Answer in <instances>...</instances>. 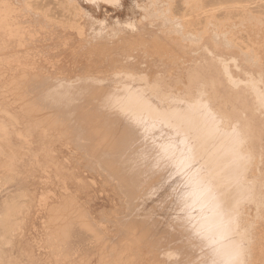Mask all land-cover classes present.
Here are the masks:
<instances>
[{
	"label": "rangeland",
	"instance_id": "rangeland-1",
	"mask_svg": "<svg viewBox=\"0 0 264 264\" xmlns=\"http://www.w3.org/2000/svg\"><path fill=\"white\" fill-rule=\"evenodd\" d=\"M151 1L74 0L79 32L67 24L63 0H48L47 12L16 0V40L0 30V264H218L213 256L220 248L219 264H264V0H173L174 18L191 24L203 38L197 41L177 35L179 26L166 14L177 40L165 30L156 39L158 30L149 25L136 30L140 5ZM160 15L158 24H168ZM87 77L95 78L97 96L86 104L98 115L114 112L99 104L110 90L122 89L113 83L161 91L160 105L135 114L154 118L128 121L152 126L155 138L148 136L156 144L144 161L181 158L184 166L192 164L190 174L181 175L188 183L172 187L176 173L165 177L160 168L146 184L148 199L136 193L126 204L98 168L101 158H94L105 157L106 145L77 138L41 94L30 95L34 84L47 92ZM200 84L228 117L215 121V129L239 124L240 144L232 154L243 157L241 185L232 179L234 165L230 173L218 166L224 141L200 131L195 124L201 121L187 117L185 105L174 111L182 117L166 118L169 94L192 103ZM201 174L210 180L206 190L196 181ZM240 186L248 187L243 195ZM75 205L93 225L77 216L68 238L62 216ZM204 205L211 209L198 217Z\"/></svg>",
	"mask_w": 264,
	"mask_h": 264
},
{
	"label": "bare ground",
	"instance_id": "bare-ground-1",
	"mask_svg": "<svg viewBox=\"0 0 264 264\" xmlns=\"http://www.w3.org/2000/svg\"><path fill=\"white\" fill-rule=\"evenodd\" d=\"M63 1H64L63 6L65 7V10H66L65 20L67 24H69L70 26L75 25L77 30L79 32H82V28L78 27V25L75 22L73 23V20L75 17L74 11L76 10V7H77V5L74 4V0H63ZM160 1H161L160 3L163 4L161 5L162 8L166 7L165 9L163 8V10L161 9L160 3H158L156 0L149 2L148 7L140 5L142 16L139 18L138 24L135 25L136 30H139L141 26L142 27L144 26L145 28L146 25H149V27L151 28L156 27L158 30V33H157L158 35L155 37L156 39H159L158 37H160L161 34H165V33L174 34L173 32H171L172 30L174 31V28L171 29L169 27L168 28L166 27L167 25H170L169 24L170 22L168 23V21L166 20V17L169 16L170 18L172 17L171 19L168 18L169 20H171V24L173 25L176 24L177 26H179V28L177 27L176 29L177 31H174V32L179 36L181 35V38L186 39L187 37L195 41L203 39L202 36L200 39L199 36L191 32L193 31L191 24L186 25L181 20H179L180 21L179 22L178 19L174 18L172 14L173 11L171 10V3L173 4L172 2L173 0H160ZM23 4L25 8L31 9V10L33 9V10H41V11L47 12L51 9L50 3L48 2V0H23ZM16 11H17L16 0H0V30H3L5 32L6 37L9 38L10 40H13V39L16 40V37H17ZM160 14H162V16L167 21L166 23L168 24L166 25L163 24V26H160L158 24L157 21L160 18L158 16H161ZM163 14H166L167 16L165 15L166 16L165 17ZM245 14L246 13H244V15ZM247 14L245 15V17H247ZM251 19H252V16H251ZM259 20H257V22ZM164 30H165V33H163ZM176 34H174L175 37H176ZM167 37L169 36H166V38ZM177 38H180V37L177 36L175 39L177 40ZM168 39H170V37ZM227 49H229V47ZM237 83L238 82H236V84ZM116 84L118 85L121 84L123 87L121 85L118 87H122V89L115 90V92L113 93H111L112 91L110 90L109 93H106V95L104 94L102 99L99 100V104H102L103 109L110 108V109H113L114 112L104 113V114L101 113L100 115H98V113L95 112L94 109L92 110L91 108H89V105L86 104V100L91 99L92 96H94L95 98L97 96V92L95 91L96 80L93 77H87V78L80 79V81L79 82L77 81V83L75 84H71V83L63 84L62 82V84L57 85L58 87L55 86L49 89V91L47 92L41 91L44 89H42L40 85L35 86L34 84L30 86V90H33L30 92V95H32L34 92L41 94V97L44 100V102L52 107V109L54 110V113L58 114L57 117L61 119L63 125L66 126V128L69 129V131L73 133L77 138L80 139L82 136L84 138L93 140L94 142L99 140L101 144L106 145L105 152L107 153L104 154L105 157L104 158L103 156L94 157V158H101V159L103 158V161H101V159L100 160L97 159V161L96 160L95 161L97 162L98 168L101 169V173L104 176H106L109 179V181H111L110 183H112L118 189L119 193L123 195L126 204L131 205V203L133 202V199H135L134 196L136 193H140V194L144 193V195L146 196L145 197V201H146L148 197L150 196L149 194L150 188L146 187L147 182H149L153 174H158L160 171H163L164 169L165 171H163V174L165 173V177L169 176L168 174L170 172L176 173L177 175V176L175 175L176 180L171 182L172 187H177L180 184L188 183L189 179L185 180L181 177V175H186V174L189 175L191 171L187 170L186 168L189 166L191 167L192 164L186 163L184 166V162L180 161L181 158L178 159L177 157L174 156L173 160L170 163H162V164L146 163L144 161L146 154L151 152L154 149V145L156 144V141L148 136V135L153 134V131H151V128H150L152 126H150L151 124H148V123H146V125L145 123L142 125L140 123L128 121L130 118L134 119V118L142 117L140 115L138 116L135 115L138 109H146L152 106L155 107L157 105H160L158 103H155V101L160 98L161 91L156 90V89L155 90H136L138 89V87L136 88L134 87L137 84L134 87L133 86L127 87L129 85L128 83H126L127 85L125 83H113L111 85L116 87ZM236 86L238 87V85ZM130 88L131 90H129ZM169 95L170 96L168 99H169L170 106H167L168 107L167 110L169 112L166 118L173 119L174 117H178V116L179 118L182 117L180 115H175L176 112L174 111L178 107V105H181V104L185 105V107H187L190 110L187 117L191 118V120L199 119L201 121L200 123L195 124V126L201 127L200 131L203 130L204 132L206 131L211 132L213 135L219 138L220 144L222 141H224L225 157H224L223 162L219 164L218 166L224 168L226 172L230 173L229 166L234 165L233 167L234 174L232 175L233 176L232 179L237 184L241 185L240 170L242 168L243 157L241 155H235L236 157L235 158L233 155L234 152L238 150L239 144H240L239 142L240 140L238 138L239 136L238 122H231V125H230L231 128H228V130L227 129H220V130L215 129L214 127L215 121H217L218 119H227L228 117L224 114H221L218 109L216 110L213 107V100L208 94V92L206 91V88L203 84H200L198 88L196 89L197 98L192 103L190 102L188 103L186 100H184V97H181L180 99L177 100L175 97H173L172 94H169ZM120 97L121 99H119ZM261 101H264V100H261ZM131 109L135 111L133 112V114L129 113V110L131 111ZM55 110H58V112H55ZM154 116L155 115L153 113V114L144 115L142 118L145 120V118H154ZM154 135H152L153 138H155ZM146 136H148L149 139L151 140L149 141L148 138H146ZM220 147L221 146L218 145L217 149H220ZM232 158H234V161H235L234 164H232V161H231ZM195 165L197 166L198 164H195ZM160 168L163 170H160ZM196 181L197 182L199 181V183L201 182L204 183V189L206 190L208 188L206 186L207 182H209L210 180L208 181L206 176H204V174H201L200 176H198V178H196ZM213 181L217 182V179L216 181L212 179L211 182ZM210 187L211 186H209V188ZM247 189H248L247 186H240V190H241L240 195H243L245 193V190ZM184 194H186V192ZM206 195H208V193H206ZM217 197L218 195L214 191L210 192L209 199L215 201ZM137 199L139 198L137 197ZM44 206H46V204H44ZM42 208L45 209L46 207L45 208L42 207ZM80 209L82 208H78L75 205V206H71L70 209H67V210L65 209L64 212L62 210V212L64 213L62 216L64 217L63 220H67V223L63 221L65 222V225L64 226L62 225V226L64 227V230H65L64 234H67L68 238H69L68 233H70L71 231L72 233H74L75 231L74 230L76 228L75 220H77L76 219L77 216H79V219L81 217L82 219L87 218L85 221H87L88 226L92 227L93 225V221H88V216L86 214L87 212H85L86 210L84 209L83 211H80ZM209 209L211 208H208L206 205H204V206H201L199 209H197L195 213L199 217V216H202L203 213L207 212ZM49 215H52V213ZM56 221H57V218H56ZM58 222L59 221H57V224ZM53 223H55V221ZM83 224H80V225H83ZM95 225L96 224H94V226ZM96 227H98V225H96ZM82 228L83 227H81V230ZM51 229L52 228H50V230ZM229 229H230V226H225L224 231H229ZM62 230L63 229H61V231ZM60 232L57 234H60L61 236L62 233ZM52 234L53 232L50 235ZM64 234L63 236L65 237ZM95 234H96V231H95ZM225 236H228V235L226 234ZM222 238L224 239V235H222ZM222 244L224 245V243ZM202 246H205V245L202 244ZM212 253H214V251ZM214 255L215 256L213 257L216 263L219 264L220 262L224 261V258H222L224 257V249H221V248L218 249L216 253H214Z\"/></svg>",
	"mask_w": 264,
	"mask_h": 264
}]
</instances>
